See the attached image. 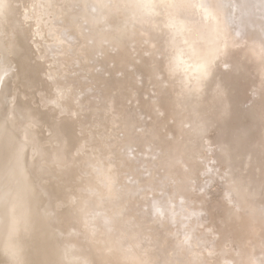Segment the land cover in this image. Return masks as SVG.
Instances as JSON below:
<instances>
[{
  "label": "bare ground",
  "instance_id": "bare-ground-1",
  "mask_svg": "<svg viewBox=\"0 0 264 264\" xmlns=\"http://www.w3.org/2000/svg\"><path fill=\"white\" fill-rule=\"evenodd\" d=\"M116 1L118 3V0H0V55L9 56L5 60L8 59L10 72L13 67L16 79L15 102L8 107L6 94L11 92L5 85L8 69L5 74H0V85H3L0 92V250L14 260L22 251L20 237L27 235L28 247L34 252L31 258L36 255L37 264H264V175L261 180L254 181L252 202L238 186L232 183L227 188L222 184L221 189L212 177L213 173L218 178L225 172L222 166L225 160L221 163L219 151L223 154L230 144L232 147L233 133L241 136V144L246 146L245 139L254 142L257 137L258 147L252 148L251 152L238 148L240 151L236 152L248 155L254 166L264 170V0H124L120 5ZM106 4L118 6L119 12H110V7L108 11ZM83 12L90 19L89 35L79 32L77 19ZM104 13L109 14L105 16ZM30 18L37 19V28L54 40H47L48 45L44 46L34 39L37 34L34 25L28 21ZM175 19L183 23L176 25ZM123 24L144 29L147 41L144 51L152 57L157 55L162 68L170 63L169 60L173 61L172 58L167 60L165 54L173 42L176 44L179 40L180 45L184 44L180 50H186H181L183 53L178 50V54L188 55L185 58L189 57L191 61L204 60L203 64H206L201 68L205 70L203 83L197 76L194 80L197 72L193 62L187 66V60H182L184 55L179 54V60L186 63H183L184 68L181 66L184 69L181 71L187 73V84L191 87L183 86L182 89L180 84L171 85L170 92L174 102L183 94L185 102L182 103L195 106L201 117L204 136L201 141L198 135L202 145L199 150L194 149L196 153L193 154L204 157L205 164L197 166L193 162L195 157L190 156L195 163L191 171L197 167L199 176L193 172V181L196 179L208 199L187 189L186 183L179 182L183 179L182 174H177L175 177L179 181L170 178L176 183L167 189L179 198L173 205L164 204L161 196L153 199L145 196L143 208L137 213L129 211L124 204L125 195L136 194L141 183H150L152 179L139 182L137 172L134 173L135 159H122L118 147L121 144H117V140L111 142L105 157L96 151L93 143L96 137L92 138L88 128L93 123L91 117L95 113L96 97L87 82L97 84L98 76L90 71L87 56L91 47L104 39L118 46L123 38V32L119 30ZM135 37L139 39V35L135 34ZM180 37H183L182 42L185 39L183 43ZM89 38L97 39V43L89 46L86 43ZM140 47L143 50V46ZM174 49H178L177 46ZM221 51L228 53L227 56L224 57ZM2 67L3 64L0 70ZM174 67L178 68V65ZM149 70L146 67L137 72L146 79ZM173 80L170 82L175 84ZM32 88L35 91L30 92ZM20 97L30 98L32 112L30 107L29 110L23 108ZM191 107H187L188 111ZM169 116H173L172 112ZM14 117L18 119L12 127ZM187 120L184 124L189 122ZM148 130L153 129L146 130L145 127V131ZM187 130L183 133L190 138L193 133L188 135ZM135 134L128 131L130 145L137 142ZM195 134L191 136L194 139ZM185 135L177 136H183V139L187 137ZM154 144L160 148L158 143ZM246 146L247 150L251 149L250 145ZM235 157L233 160L237 161ZM108 162L114 166L117 186L116 197L112 199L105 197L102 182ZM124 173L126 176L123 177ZM129 175L138 183L131 179L126 184L125 178ZM226 176L231 182L232 178ZM153 188L150 193H155ZM29 261L34 264L35 259Z\"/></svg>",
  "mask_w": 264,
  "mask_h": 264
},
{
  "label": "rangeland",
  "instance_id": "rangeland-1",
  "mask_svg": "<svg viewBox=\"0 0 264 264\" xmlns=\"http://www.w3.org/2000/svg\"><path fill=\"white\" fill-rule=\"evenodd\" d=\"M28 1L30 2L32 0H28ZM122 1H124V0H120V2L118 0V3L116 1L117 5H120L122 3ZM113 4H114V2H113ZM113 4L112 5H110V4L107 5L106 4V8L108 9V11H109V7H110L111 8V11L110 12H112V11L119 12V7L118 6H115ZM93 9L94 8H92V9L90 8L89 10L92 11ZM92 12H95V9ZM108 14L109 13H104L103 15L107 16ZM77 20H78L77 21L78 24L80 25L79 32L80 33H83L84 35H89V33L91 32V29L89 28V23H90L89 21H90V19L87 18L84 15V12H83V14H79V17H78ZM28 21L31 22L34 25L33 30H35V32L37 34V36H35L34 39H38L40 41V43L43 44L44 46L48 45L47 40L49 42H52V40H54L53 37H49L48 38L47 34L44 31H42L39 28H37V26H36L37 19L30 18ZM175 22H176V25L178 24V22H179V24L180 23L181 24L183 23V21H176V19H175ZM119 30L121 32H123L122 33L123 38L121 39V41L119 43L120 46L119 45L118 46H115L110 41H107L105 39L104 40H101L100 43H102V44L99 43V45H97V46H92L93 43L94 44L97 43V39H93L92 40V39L89 38V39L86 40V43L88 42L87 44L89 46H92L91 47V50H90V54H89L90 56L89 55L87 56L88 57L87 58L88 59L87 60L88 61L87 62V65H88L90 71H92L94 75H97L98 76V79H97L98 82H97V84H96V82L94 83L92 81L90 83L87 82L88 85H89V89L91 90V93H94V95L96 97V98H94V103H95V106H96V108H94L95 113L91 117L92 120L90 119L91 121H93V123L90 124V125H88V128L92 132V138L93 137H96L95 139L93 138V143L96 145V151H99L101 154H103L102 155L103 157H105L109 153V148H110L111 142L113 143L115 140H117L118 141L117 144H121L118 147H119V152H120V156L122 157V159L123 158H127V159L129 158V159H132V160L135 159V161H136V168H135V170H137V171L134 170V173L137 172L136 175L138 176L139 182L141 183V179L143 181L148 180V179H152L151 181H149L150 183H148V181H146L145 183H141L142 185L137 190H135L136 194L135 193H129L128 195H125V198H124L125 200L123 199L125 201V203H124L125 204V207H127L128 209L130 208L129 211H135V213H137V210H139L140 208H143L142 207V204L144 203L143 200H145L146 198L153 199V197H156V196L157 197L161 196V198L163 197L162 200L164 201L163 202L164 204L166 203V205H170V206H171V204L173 205V202L178 201L179 198L176 196L175 193H173V192H171V190H167V189H171L170 185H174L176 183V182H173L172 180H170V178L172 179L173 177L177 176V174H178V176H180L182 174L181 176L183 177V179L181 178L182 180H180V181L177 178L178 176L175 177L176 180H177V182L178 181L179 182H182L183 181L184 183H186V185H185V186H187L186 188L187 189H191L190 190L191 192H196L199 196H202L203 195L204 198L208 199L209 197H207L206 195H204V191L198 185L196 179L193 181V178H195L194 175L196 173L197 174L195 176L196 177L199 176L198 175L199 172H198L197 167L195 168L194 171H191V168H192V165L193 164L197 163V166H199V167L205 164V158L204 157H200L199 158V155L198 154L194 155L196 153L194 151V149H196V151H197V150H199L201 148V145H202L201 141H202V138L204 136L203 134H204V131H205V130L202 129L203 126L200 127V125H202L201 124V117H200L199 112H198V110L196 109L195 106L192 105V107H191V104L189 102L188 103H185V104L182 103V101L185 102L183 100V98H184L183 94H182V97L179 98V100H180L181 103H179V100L174 102V100H172L174 98L171 96L172 86L173 85L180 84L181 85V88L183 86L191 87L189 84H187V82H189L188 76L186 75L187 73L184 72L185 73L184 74L181 71V70H184L183 68L185 67V65L183 63L186 62L185 60H187V62H186L187 64L185 63L187 66L189 64H191L192 62H193L192 65H195L194 67L196 68L197 75H196V73L194 74V76H193L194 77V80H195V78L197 76L198 77L197 78L198 81H201V80H202V82L204 81V78L202 79V75H205L204 74V71L205 70L204 69H201V68H205L206 67V64L205 63L203 64V61L204 60L203 61H191L189 59V57L188 58H185L188 55L186 56V55L182 54L183 52H185L184 50H186V49H181L183 52L180 50V48H183L184 47V44L183 45L182 44L180 45V42H179L180 40H179L178 41L179 44L176 41L177 42L176 44H178V45L174 44V42H173V46H170L171 49H170V47H169V49H167L168 51L171 50V53H173V54L171 55L170 52L166 51V54H167V55L165 54V56L167 57L166 59L169 60L170 58H172L173 61L171 62L169 60V62L172 63V64L169 63L168 65H166L165 68L163 67L164 68L163 69L161 67L162 66L161 63L159 62V59L157 58V55L154 56V57H152L149 52H145L144 51V50L147 49L146 48V45H147L146 35L144 34L145 31L144 32L142 31L144 29H140L139 26H132V25H131V28H130V27L124 26V24H123V26H121L119 28ZM211 30H213V29H211ZM41 31H42V33H41ZM140 33H142V36L140 35ZM120 34H118V35H120ZM135 34H136V36L139 35L140 43H139V39H136L138 37H135L134 38V35ZM141 37H143V40L141 39ZM125 38H127V39H125ZM179 39H181V42H182L183 37H180ZM175 40H178V38L175 39ZM184 41H185V39H184ZM141 43H143V44H141ZM137 45H138V47H137ZM175 45L178 48L176 50L174 49V48H176ZM99 46H100V49H99ZM140 46H143V50H141L142 48ZM178 46H180V47H178ZM138 49H140V50H138ZM172 49L174 51H172ZM48 50H49V48H48ZM123 50H125V51H123ZM178 50H180L182 52L181 54L184 55V57H183L184 59H182V60L185 61V62H183L182 60L181 61L179 60V59H181L180 58L181 56H179L180 53L178 54V52H177ZM221 52L223 53V51H221ZM121 54H123V55H121ZM227 54L228 53H225L224 52L223 53V56L226 57ZM6 55L7 54L0 55V57H1L0 58V62H1L0 64H1V66L3 64V67L0 70V74H5L6 71H7V69H8V71H7L8 72V76L5 79V85H7L10 88V91H11L10 94L12 93L11 95L9 93L6 94L7 102H8L7 103V106L8 107H11L13 105V103L15 102L14 99H13V93H14L13 91H14V88L16 87L15 86V83H14V82H16V79L14 77L13 67H12V70L10 72V64L9 63H6L8 61V59L7 60H5V59L7 57H9L8 55L7 56ZM176 55H177V57H176ZM106 62H108V63H106ZM179 63H181L182 65L179 64ZM173 64H174V66H177L178 65V68L174 67ZM6 66H7V68L5 70V67ZM168 66H171L172 68L171 69H170V67L167 68ZM146 67L147 68H150V70H149V72L147 74L146 79H142L141 74L137 72V69H142V68L144 69ZM123 68H125V69H123ZM123 70H125V72H123ZM174 72L177 73V78H176V73H175V76L173 78H171L174 75V74L172 75V73H174ZM132 73H134L135 75L132 74ZM178 73H182L181 74L182 76L180 74H178ZM178 75H179V77H178ZM148 76H149V78H148ZM183 78L186 80V82H185V80ZM117 79H119L118 82H117ZM129 79H130V81H128ZM166 79H167V81H166ZM171 79L172 80L174 79L173 81L176 82V83L175 84H172L170 82ZM179 79L182 80V81H180ZM180 82H183V83L181 84ZM92 83H94V84H92ZM141 83H143V84L141 85ZM156 85H157V88H156ZM116 86L117 87L119 86V87L117 88ZM126 87H127V89H126ZM2 89H3V85L1 84L0 85V92H2ZM100 89H102L103 91L100 90ZM157 89H159V90H157ZM182 89H180V90H182ZM186 89H188V88H186ZM252 90L255 91V88L252 89ZM29 91L30 92L35 91V88H32ZM102 92H104V94H102ZM133 92L134 93L137 92V93L134 94V96H133L132 95ZM126 94H127V96H126ZM142 94H144V95H142ZM9 95L11 97H9ZM20 99H21V97H20ZM22 99L25 102H28V103H26L27 106L24 104L25 102ZM22 99H21V102H22L23 108H25V110H29L30 109V111L32 112V106L33 105H32V101L30 100V98H22ZM62 99H63V97H62ZM132 99H133V101H132ZM176 99H178V98H176ZM29 100H30V103L31 104L29 103ZM136 100H137V102H135ZM138 101L140 103H138ZM177 102L179 103L178 106H177ZM129 104H131V106H129ZM98 105H100V106H98ZM126 105H128V106H126ZM137 105H139V106L137 107ZM175 105L177 106L176 109H174L175 108ZM185 105L188 108L191 107L190 111H188L189 109H187V107ZM178 107H179V109H178ZM193 107H195V109ZM27 108H29V109H27ZM147 108H149V109H147ZM175 110L178 111V112L175 113L176 112ZM171 112H172V115L173 116H169V115H171ZM193 112H195V113L193 114ZM148 115H149V117H148ZM186 115H188V116H186ZM190 115H193L192 116L193 119L190 117ZM183 116H184V118H183ZM185 116H186V118H185ZM154 117H155V119H154ZM156 117H158V118H156ZM174 117H177V118L175 119ZM98 118L100 119V121L102 119L103 120L100 122ZM17 119H18V117L17 118L14 117L12 119V123H11L12 127L14 126V124H15V122H16ZM133 119H135V120L133 121ZM160 119H161V121H160ZM185 119H186V121H188L187 119H189V122H187L186 124H184V120ZM178 120L179 121L181 120V121L178 123ZM157 123H158V125H157ZM190 123L192 125H190ZM110 124L113 125V126H111ZM188 125H190L191 128L190 127L187 128ZM198 125H199V127H198ZM122 127H123V129H121ZM135 127H136L137 130L135 129ZM145 127H146V130L152 128L156 132H154V133L151 132L153 130L145 131ZM101 129H102V131H101ZM186 130H187V133L190 132L188 135H190L191 133H193L191 135L192 137L196 133L197 135L195 134V139L192 138L191 136L189 138V136L185 135V133H183V132L184 131L186 132ZM190 130H192V131H190ZM128 131H133L134 133H136L135 134V137H136L135 140H137V142L138 141L140 142V143L139 142L138 143L136 142L137 143V144L135 143L136 146L133 143H132L133 145L132 144L130 145L131 142H129V140H128L129 139L128 138ZM137 131H138V133L141 132L140 133L141 135L140 136L138 135V137L136 136L138 134ZM166 131H167V133H166ZM95 133H97L98 135L95 134ZM119 134H121V135L119 136ZM125 134H126V136H125ZM179 134L180 135L184 134L185 136L188 137L189 140L187 139V137L184 136L187 139V141L185 140V138H183L186 143L183 142V139H182L183 136H177ZM148 135H149V137H148ZM198 135L200 136L201 141H200V138L198 137ZM118 137L121 140H119ZM141 137H142V139H141ZM144 137H145V139H144ZM122 138H125V139H122ZM178 138H181L182 140H179ZM233 138H234V140H232V147L230 146L231 145L230 144L228 146L227 150H224L223 151V154H222V152L219 151V154H221V158L219 159V160H221V163H222V159L225 160V161H227V162L225 163V161H224L222 163L223 165L221 164L223 166V169H225V170H223V172L224 171L225 172L224 173H221L222 176H219L217 178L216 174H214V173H213L214 175L212 174V177L214 179L213 182H214V184L217 187H221L222 184H224L222 186H224V187L227 186V188H229L230 184L231 185L234 184L233 186H235V185L238 186V189L240 188V190H243V191L246 192V195L248 196V198H250V200L252 202V199H253V196H252V191L253 190L252 189L254 187V181H258V180H261L262 179L261 177L264 175V170L262 168H258L256 166H254V164L251 161L248 160L249 159V157H247L248 155H245L243 152L244 151L251 152L252 148H254V147H256L258 145L257 144L258 142L256 141L257 137L254 138L255 139L254 142H253V140H251L249 138L244 140V142L247 141L246 142L247 146L250 145V147H251L250 150H247L246 148H244V146H246L245 144H241V141H242V137L241 136H239L236 133H233ZM262 138L264 139V137H262ZM96 139H97V141H95ZM146 139L147 140L149 139V140L147 141ZM110 140H112V141H110ZM144 140H146V141H144ZM124 141H125V145H124ZM143 141L144 142H147L148 144L149 143L152 144L151 146H154V147H150L149 146L150 144L148 145V144L144 143ZM189 141H191L192 143L189 144L190 143ZM128 142H129V144H128ZM181 142H183V143L181 144ZM197 142H199V143H197ZM154 143H158L157 146H160V148L159 147L156 148V144H154ZM179 143H180V145H179ZM184 143H185V145H188V146H185ZM126 144H128L129 146H127ZM143 144H145V145H143ZM137 145L139 146V148L137 147ZM147 145H148V147H147ZM175 145H176V147H175ZM99 146H100V148H99ZM121 146H122V148H121ZM133 146L135 147V149L134 148L133 149L136 150V151H134L132 149ZM233 146H235V148ZM259 146H262V145H259ZM187 147H190V149L187 148ZM143 148H145V149H143ZM154 148H155V151H153ZM238 148L240 150H242V151L244 150L242 152L243 154L240 153V152H238V153L236 152V151H240ZM139 149H143V150L142 151L140 150L139 152H137ZM177 149H179V150H177ZM230 151H232V152L229 153ZM154 152H155V154H153ZM180 152H182V153H180ZM188 152H191V153H188ZM235 152L237 154H235ZM142 153H144V154H142ZM216 154H218V153H216ZM238 154H240V155L238 156ZM160 155H161V157H160ZM188 155H189V157H188ZM222 155L225 156V157L223 158ZM141 156H142V158H141ZM162 156H163V158H162ZM190 156L191 157H195L198 160L196 161L195 158H193V162H195V163H193ZM234 156H236L235 158H238L237 161H236V159L233 160L234 159ZM242 157H243V162H242ZM227 158H229V159H227ZM154 159H158V161L160 160V162L158 163V161L157 160L155 161ZM183 161H184V163H183ZM229 162L230 163L232 162L233 164L232 165H229V167H228V164H230ZM234 162H237V163H234ZM190 163H192V164L190 165ZM210 163L212 164V162H210ZM213 164H214V162H213ZM225 164L227 166H225ZM87 167H91V166H87ZM226 167H228V168H226ZM229 168H230V171H229ZM92 169H94V168L92 167ZM148 169H149V171H148ZM226 170H228V171H226ZM167 172H169V173H167ZM193 172H195V174ZM211 172H212V170H211ZM244 173H246V174H244ZM156 174H158V175H156ZM161 174H164V175L162 176ZM226 174H228L232 178L230 180L231 182H229V179L227 178ZM124 176H126V173H124L123 177ZM129 176H127L128 178H125L126 179L125 181L127 182L126 184L129 183V180H131V179L133 180V176H130V177ZM160 176H162V177L160 178ZM206 176H208V175H206ZM246 176H248V177H246ZM156 178L159 179L160 181H157ZM187 178H190V179L188 180ZM191 178H192V180H191ZM215 179L218 180V182L215 181ZM138 180H133L132 182L138 183ZM185 180H187V181L185 182ZM250 180H251V182H250ZM155 181H157V182H155ZM102 182H103V190L105 192V197H107L109 199L110 198L111 199L112 198H115L116 197V194H117V186H116V181H115L114 166L111 164V162H108L107 163V166H106V169H105V173H104V175L102 177ZM154 182L156 184H154ZM164 182H165V184L163 185ZM147 183H148V185H147ZM152 184L155 185V187H154L155 189L153 188V185ZM262 184H263V182L261 183V185ZM142 188H144V191L147 190V192L144 193V191H141ZM152 188H153V190H154L155 193H150V191H151ZM163 189L165 191L167 190V193H165V191ZM221 189H222V187H221ZM161 190H163V192H161ZM139 191H140V193H139ZM133 194L135 195V197H134ZM130 195H133V196H130ZM145 196H146V198H145ZM174 196H176V197H174ZM136 198H138V199H136ZM214 198H216V196H214ZM133 200L137 201L139 203V205H138L137 202L134 203ZM135 204H137V205H135ZM203 213H201V214H203ZM175 225L176 226H179L178 224H175ZM20 241H21V245H22V251L20 253V256L17 257V258H15L14 260H11L10 259V256L6 252L0 250V261H1V264H25V263L26 264L27 263L29 264L31 262L29 260H32V259L33 260L35 259L34 264H37L38 263L37 262V258L35 257L36 255L31 258V256L34 254V252H33V250L30 247H28L29 246V238H28V236L27 235H22L20 237ZM30 250H31V252H30ZM22 261H23V263H22ZM32 263H33V261L30 264H32Z\"/></svg>",
  "mask_w": 264,
  "mask_h": 264
}]
</instances>
